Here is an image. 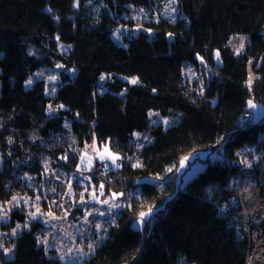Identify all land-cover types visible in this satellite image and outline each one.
Instances as JSON below:
<instances>
[{"label":"trees","instance_id":"trees-1","mask_svg":"<svg viewBox=\"0 0 264 264\" xmlns=\"http://www.w3.org/2000/svg\"><path fill=\"white\" fill-rule=\"evenodd\" d=\"M149 4L0 0V141L5 146L0 157L8 166L5 151L14 146L22 162L33 160L20 171L15 165L1 169L0 201L20 188L22 174L40 173L43 156L72 175L80 163L76 144L108 142L115 152L139 160L136 168L114 170L113 183L138 188L140 198L157 208L154 223L150 228L146 218L137 228L147 211L139 205L120 212L105 240L79 264H246L250 243L240 219L230 221L239 208L231 205L226 186L241 176L264 189V117L237 130L249 101L264 106V0H177L172 22L129 30L116 40L127 6ZM236 34L248 36L240 54L229 46ZM59 44L68 50L60 51ZM56 64L64 70L54 96L46 95L42 80L26 85L37 71ZM103 75L108 78L101 81ZM49 102L62 106L59 117L45 114ZM152 113L188 117L191 130L164 150L153 142L137 148L135 137L151 129ZM246 147L258 159L241 169L235 163H243L238 152ZM220 148L228 160L207 157L183 187L149 179L192 152ZM10 216L8 228L26 221L20 211ZM41 228L33 221L9 236L12 256L1 252L0 264H65L39 243ZM256 229L264 235V220L251 225L250 231Z\"/></svg>","mask_w":264,"mask_h":264},{"label":"rangeland","instance_id":"rangeland-1","mask_svg":"<svg viewBox=\"0 0 264 264\" xmlns=\"http://www.w3.org/2000/svg\"><path fill=\"white\" fill-rule=\"evenodd\" d=\"M149 3L148 6L142 7L127 6L124 15L126 24H122L115 31L116 40H120V37L129 30H146L149 24L161 20L172 22L178 16L177 0H149ZM247 43V35L236 34L229 40V46L235 54L243 53ZM58 47L60 51L68 50L63 44H59ZM63 70L61 64H56L53 68L40 69L28 79L26 85L30 86L34 81L42 80L46 95L52 97L58 88L59 77ZM107 78L108 76L103 75L101 81ZM253 78V71H250L249 84ZM39 108V103H35V111H39ZM248 109L256 120L264 117V106L256 105L255 108ZM149 117L151 129L136 135L137 148L153 142L155 149L161 151L182 140L191 130L188 117H184L183 120L175 117L163 118L156 113L150 114ZM88 145L92 149L91 153H87L85 147L79 144L74 148L80 161L77 170L84 172V176L78 177L75 171L69 175L48 156H43L41 159L40 173L29 172L20 176L21 185L18 184L20 188L14 190V193L7 194V198L0 201V253L3 252L5 256L11 257L12 247L8 242L9 236L11 239L28 229L31 222L39 221L42 223V228L38 231L37 238L46 248L47 254L65 264H79L105 240L108 230L117 224L120 212L127 209L134 211L139 205L141 208L145 207L147 211L142 213L135 225H144L146 218L151 222L157 208L140 198L138 188L133 186L125 190L121 184L115 187L112 178L115 175L114 170L120 172L136 168L140 165L139 160L115 152L108 142L92 139ZM4 147L1 145L0 151L5 150ZM217 151L218 149L215 150ZM212 154L213 150H200L184 156L173 168L174 172L171 176L173 187L175 189L183 187L194 178L204 167L207 157ZM238 155V160L242 161L245 167L258 159V155L249 147L242 149ZM3 161L0 157V171L5 168ZM98 162L105 165V174L103 173L100 178L88 176L87 173L91 172ZM149 179L156 183L152 178ZM229 187L234 190L232 193H236L241 198L246 192L256 188L261 189L264 196V189L241 176L232 177ZM242 206L246 208L245 205ZM15 210L24 213L26 221L8 228L7 226L11 224V212ZM262 220L264 216L255 222L259 223ZM249 238L251 250L254 249L258 239L264 242L261 229L250 231Z\"/></svg>","mask_w":264,"mask_h":264},{"label":"built area","instance_id":"built-area-1","mask_svg":"<svg viewBox=\"0 0 264 264\" xmlns=\"http://www.w3.org/2000/svg\"><path fill=\"white\" fill-rule=\"evenodd\" d=\"M60 108L61 105L60 104H55L53 102H49L45 108V114L48 116V118H57L60 115ZM257 122V120L255 118H253L252 113L247 110L245 111L241 118L239 119V121L237 122V130H244V129H248L250 127H252L253 125H255ZM233 135V133H230L229 136ZM1 141H0V146H1ZM17 152L19 153V151H17L15 149L14 146H10L9 149H6L5 151V155H6V159L10 160V162L7 164L8 166H5V168L10 167L11 165H15L16 167V171H20L24 166H30L33 164V160H26L25 162H22V157H18ZM21 152V151H20ZM211 159H215V158H219L222 160L223 163H225L228 159L226 157L225 151L220 148L218 149L217 152H214L211 156ZM233 164V163H232ZM235 165H239L241 169H245V165L243 163H235ZM174 167H170L168 169V171L163 174V175H159V176H152L151 178L158 183V185H162V184H167L170 180H171V176L173 175V170ZM75 174L78 177L84 176V172H82L81 170H74ZM105 172V165L103 163H95V165L93 166V169L91 172L87 173L88 176L90 177H99ZM18 173V172H17ZM20 178V177H18ZM226 189L230 192V194L232 195V200H231V205L232 206H238L239 210L237 213H233L231 215H229L230 221L231 222H236L238 219H240V228L242 229V231L246 234L249 243H250V238H249V234H250V225L254 223H256L255 221H251V223H249V221L246 218V209L248 206V203L244 201V195L243 197H239L236 193H232L234 192L233 189H231L229 187V185L226 186ZM15 191L13 190L12 193H14ZM245 205L246 208L244 206ZM154 223V219L151 220L150 222V228L152 227ZM254 253V249L251 250V244L249 247V251L246 257V264H250L249 262L252 260V256ZM261 264H264L261 263Z\"/></svg>","mask_w":264,"mask_h":264},{"label":"bare ground","instance_id":"bare-ground-1","mask_svg":"<svg viewBox=\"0 0 264 264\" xmlns=\"http://www.w3.org/2000/svg\"><path fill=\"white\" fill-rule=\"evenodd\" d=\"M244 201L248 203L246 209V218L251 221H257L264 216V196L261 189H252L244 194ZM264 262V242L258 239L255 242L254 253L250 264H261Z\"/></svg>","mask_w":264,"mask_h":264},{"label":"snow or ice","instance_id":"snow-or-ice-1","mask_svg":"<svg viewBox=\"0 0 264 264\" xmlns=\"http://www.w3.org/2000/svg\"><path fill=\"white\" fill-rule=\"evenodd\" d=\"M219 57V53H217V58ZM133 83H135V81H133ZM248 106L250 107V108H255L256 107V105L255 104H253L252 103V101H249L248 102ZM62 107V106H61ZM166 123V122H165ZM101 187H103V186H101ZM113 195L115 196V193H113ZM15 199V198H14ZM13 235H15V232H13ZM7 251V250H6Z\"/></svg>","mask_w":264,"mask_h":264},{"label":"water","instance_id":"water-1","mask_svg":"<svg viewBox=\"0 0 264 264\" xmlns=\"http://www.w3.org/2000/svg\"><path fill=\"white\" fill-rule=\"evenodd\" d=\"M85 150L87 151V153H91L92 152V149H91V147H89L88 144H85Z\"/></svg>","mask_w":264,"mask_h":264},{"label":"crops","instance_id":"crops-1","mask_svg":"<svg viewBox=\"0 0 264 264\" xmlns=\"http://www.w3.org/2000/svg\"><path fill=\"white\" fill-rule=\"evenodd\" d=\"M142 226L141 225H137V228H141Z\"/></svg>","mask_w":264,"mask_h":264}]
</instances>
